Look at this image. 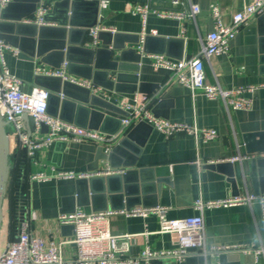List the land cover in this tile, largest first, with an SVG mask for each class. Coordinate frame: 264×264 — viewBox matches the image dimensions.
I'll return each mask as SVG.
<instances>
[{"label":"crops","instance_id":"0c3cea01","mask_svg":"<svg viewBox=\"0 0 264 264\" xmlns=\"http://www.w3.org/2000/svg\"><path fill=\"white\" fill-rule=\"evenodd\" d=\"M57 1L62 0H41L36 9L44 4L47 6L46 13H49L52 4ZM101 1L75 0L73 7L75 17L88 21L93 16L94 8H97V24L94 27L114 30L123 37L118 39L121 43L128 38L137 36L141 38L146 35L155 38L149 43L153 48L161 45L158 39H168L171 42L164 45L171 57L165 54H143L141 45L124 42L126 50L134 49L141 55L137 68L139 82L157 85L151 95H145L153 96L154 101L151 107L153 114L172 122H184L200 128L213 129L217 133L215 140L201 143L184 135L165 139L152 127L138 125L139 123L129 127V131H134L135 141L142 146L137 157L134 158V169L145 170L141 178L139 175L136 180L130 182L133 184V192L128 199L134 204L132 209L165 207L166 218L182 219L198 214L193 208L197 200L217 201L246 194H264V153H246L242 140L243 134L264 133V64L259 61L264 54V14L250 18L239 27L234 38L228 42L226 55L203 61L204 78L207 84L218 83L224 89L263 85L252 95H246L251 96L253 100V106L249 111H233L219 100H207L199 92L192 93L184 88L173 79L172 72L163 69L154 70L146 56L163 55L173 61L192 59L199 53L201 42L212 29L210 5L218 6L222 13V22L229 24L232 16L241 11L243 6L251 0H180V5L177 7H173L170 0H104L105 8L101 7ZM134 4H149L156 9L176 11H188L190 4H196L199 12L184 21V32L181 33L180 24L176 20L159 19L152 14L148 15L143 28L141 18L130 12ZM46 25L50 26L48 23ZM88 30L82 44L83 48L111 49L98 40L96 46H92ZM78 31L79 29L76 28L73 40H79ZM1 36L8 37L4 34ZM50 39L53 37L47 39L49 43H52ZM52 45L54 44L50 47H55ZM118 52H114L113 60L118 59ZM178 55L182 57V60L172 58ZM132 56L130 54L126 56V65H130ZM75 57L76 59L70 65L71 73L68 69L66 70L67 75L73 79L90 81L92 84L91 80L82 77V75H90L91 65L82 59V53ZM5 61L11 74L22 81V90L30 92L33 87H38L34 83L35 77L38 76L35 75V69L42 66L47 69H56L52 64L57 61V57L53 56L52 59L47 60L51 66L42 63L40 58H34L33 61L21 59L18 51V55L6 52ZM103 91L110 94L109 100L99 94L90 93L121 111L123 110L118 107L120 100H131L134 95L139 94H121L105 89ZM79 105L75 102L62 108L60 103H54L49 110L55 109L54 112L58 115L55 118H59V115L63 113L61 120L72 124H75V121L84 120L94 123L90 113L79 109ZM83 106L89 105H81ZM91 109L96 110L94 107ZM48 114L52 116L49 112ZM113 117L117 119L116 115ZM24 126L26 132L27 124L25 123ZM90 130L108 136L107 132L99 129ZM40 133V136L46 134ZM10 145L13 169L8 189L14 190L21 151L16 138L10 137ZM97 148L98 145L93 143L56 141L48 148L38 150L29 157L26 167L28 185L26 206L36 215V219L31 223L34 235L45 237L50 231L55 238L65 237L59 231L56 218L71 208L66 199L74 194V180L57 179L54 175L57 172L67 171L91 173L89 168L92 165L97 167L94 172H102L109 164L107 161H95ZM235 157L242 159L231 161ZM115 169L126 171V168L122 167ZM35 173H45L51 178L46 182H30L28 177ZM120 201L121 204L124 203L122 199ZM75 210L92 212L91 208L85 210L78 207ZM6 211L7 220H9L8 207ZM202 216L207 245L239 248L206 257L191 251L185 259V264L253 263L251 249L264 247V206L254 204L210 209L205 210ZM158 230V218L153 215L146 218L117 215L110 220L112 234L134 235L130 249L132 257L139 255L145 247L151 251H168L174 248L171 236L159 233ZM154 264H172V259L163 258ZM257 264H264L263 255L258 257Z\"/></svg>","mask_w":264,"mask_h":264},{"label":"built area","instance_id":"2783aa9c","mask_svg":"<svg viewBox=\"0 0 264 264\" xmlns=\"http://www.w3.org/2000/svg\"><path fill=\"white\" fill-rule=\"evenodd\" d=\"M9 2L10 0H0V8L5 7ZM170 2L173 7L180 5V0H170ZM101 7H106V1H101ZM209 10L213 22L212 29L201 42L199 53L192 59L173 61L163 55H147L146 57L154 70L163 69L172 72L173 79L192 93L199 92L210 101L219 100L233 111H249L253 106V100L251 96L246 95H252L263 85L224 89L218 83L207 84L204 78L203 61L211 57L226 55L228 42L234 38L239 27L250 18L264 14V0H251L243 6L241 11L232 16L229 24L222 22V13L218 6L210 5ZM46 12L47 6L41 4L32 17L23 19L21 23L46 25L42 19ZM130 12L141 18L143 28L148 15L152 14L159 19L176 20L180 24L181 33H183L184 21L195 16L199 12V7L196 4H190L188 11H176L173 9H156L149 4H134L130 8ZM101 31L115 33L114 30L98 26L89 29L88 37L92 46H96L97 34ZM6 52L18 55L16 49H13L7 42L0 40V114L10 124L9 136L17 139L19 148H26L28 157H32L38 150L48 148L56 141L77 144L93 143L102 147L105 154L110 152L111 138L108 136L50 116L47 113L48 91L40 87H33L30 92H24L22 81L11 74L7 67ZM66 70V63L57 69H47L42 66L35 69V75L57 77L86 88L93 94H99L104 99L109 100L111 98L109 93L91 84L90 81L69 77ZM153 101V96L140 94L134 95L131 100H120L118 107L127 114L121 119L122 130L136 123H146L163 135L165 139L184 135L201 143H207L217 138V133L213 129L200 128L193 124L172 122L156 117L151 109ZM24 114L30 116L34 122L33 132L29 138L25 132V122L21 119ZM42 125L47 128V133L44 136H40ZM241 159L235 157L231 161H240ZM123 173V170L110 168L107 165L102 172H57L54 178L76 180ZM50 178L51 176L45 173H35L28 177L30 182H46ZM254 204L263 207L264 194H246L217 201L197 200L194 202L193 208L198 214L182 219L166 218L165 207L133 208L130 210L107 209L100 212L75 210L73 213L57 216L58 228L61 226L72 227L71 236L59 238H55L50 231L45 237L34 235L31 223L36 219V215L26 206L22 212L19 210L14 212L13 235L9 227L10 219L7 220L9 239L5 240L4 245L0 243V264H154L163 258L172 259V264H185V259L191 251L206 257L239 248L207 245L202 216L205 210L252 206ZM117 215L143 218L150 215L156 216L159 225L158 232L170 235L174 248L168 251H151L145 247L139 255L132 257L130 249L134 235H114L110 231V220ZM15 236L18 238L17 242L13 240ZM251 250L254 257L252 264H257L258 257L264 256V247Z\"/></svg>","mask_w":264,"mask_h":264},{"label":"water","instance_id":"95a60500","mask_svg":"<svg viewBox=\"0 0 264 264\" xmlns=\"http://www.w3.org/2000/svg\"><path fill=\"white\" fill-rule=\"evenodd\" d=\"M21 2V3H20ZM41 0H10L5 7L0 8V40L6 41L19 51V57L27 61H33L34 58H40L41 62L48 64V59L57 57V61L53 63V68H59L63 62L66 63L70 72V65L76 59V55L83 54L85 61L91 65L90 75H82V77L92 81V84L102 87L105 90L121 94L139 93L143 95H151L157 88V85L148 83H140L138 80V63L141 55L134 49L126 50L124 42L134 45H141L143 54H165L170 56L168 49L164 48L166 40L158 39L161 45L153 48L149 45L151 36H139L128 38L127 41H119L123 38L117 33L101 31L97 34V40L102 45L111 47L107 50L104 48L85 49L82 47L85 40L86 30L94 27L97 22L98 9L94 8L93 16L88 21L80 20L75 17L74 4L75 0L57 1L52 4L51 12L45 13L42 17L48 25L23 24L21 21L32 16L37 5ZM98 7V6H97ZM52 24V25H51ZM54 26V27H53ZM79 29V40H73V35ZM8 37L3 38L1 35ZM52 43L47 39L49 37ZM182 42V41H180ZM51 44H54L50 47ZM118 52V59L113 60L114 52ZM133 55L130 65H126V56ZM171 57V56H170ZM176 60H182L180 55L173 56ZM260 63L264 64V54L260 57ZM51 65V66H52ZM71 73V72H70ZM35 85L49 92L47 100V113L52 116H58L54 112V108H50L54 103H60L64 108L66 105L75 104L77 102L79 109L90 113L94 123L87 121H75V125L89 129H99L107 132L111 138V150L105 154L103 148L98 146L95 154V161H107L110 168H126L121 175L110 176H92L86 179L74 180V194L66 199L71 208L61 214L73 213L76 208H91L92 212L111 210H130L134 207L133 202L128 199L133 192V184L130 182L136 180L140 175L143 176L145 170H135L134 158L137 157L141 150V143H137L134 139V131L128 128L122 130L121 119L127 114L115 106L91 95L86 88L79 87L67 81H63L57 77L36 76ZM81 105H89L81 107ZM76 106V105H75ZM94 107L96 110H92ZM105 111V112H104ZM63 114V113H62ZM59 115V118L63 115ZM116 115L117 119L113 116ZM21 119L27 124L26 134L29 138L33 132L34 122L30 116L22 115ZM138 125L151 126L146 123ZM10 124L5 121L0 114V235L4 216L5 197L8 191L11 171L13 169L11 162V145L8 129ZM41 132L47 133V128L41 126ZM246 153H264V133H248L242 135ZM21 157L19 167L16 173V181L14 188V206L16 211H23L26 208L27 195L24 187L27 185V164L29 157L26 154V148L21 147ZM133 168V169H132ZM97 167L92 165L89 172L93 173ZM109 193V194H108ZM120 199L123 200L121 204ZM106 202V204L104 203ZM59 231L62 236H71V226H61ZM17 242L18 238H13Z\"/></svg>","mask_w":264,"mask_h":264},{"label":"trees","instance_id":"16d2710c","mask_svg":"<svg viewBox=\"0 0 264 264\" xmlns=\"http://www.w3.org/2000/svg\"><path fill=\"white\" fill-rule=\"evenodd\" d=\"M27 186L25 185L24 187V192H27ZM7 199H8V211H9V217H10V231L11 234L13 235V231H14V212H15V206H14V201H15V197H14V190L12 189H8L7 191V195H6Z\"/></svg>","mask_w":264,"mask_h":264},{"label":"rangeland","instance_id":"374dc122","mask_svg":"<svg viewBox=\"0 0 264 264\" xmlns=\"http://www.w3.org/2000/svg\"><path fill=\"white\" fill-rule=\"evenodd\" d=\"M8 199L5 197V204H4V216H3V223L1 228V236H0V243L1 245H4L6 242V239H9V230L7 228V213H6V207H7Z\"/></svg>","mask_w":264,"mask_h":264},{"label":"bare ground","instance_id":"6f19581e","mask_svg":"<svg viewBox=\"0 0 264 264\" xmlns=\"http://www.w3.org/2000/svg\"><path fill=\"white\" fill-rule=\"evenodd\" d=\"M1 236V235H0Z\"/></svg>","mask_w":264,"mask_h":264}]
</instances>
